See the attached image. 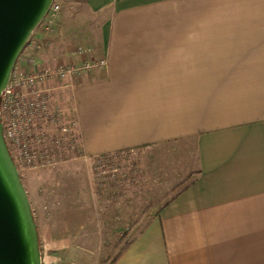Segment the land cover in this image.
<instances>
[{
	"label": "crops",
	"instance_id": "0c3cea01",
	"mask_svg": "<svg viewBox=\"0 0 264 264\" xmlns=\"http://www.w3.org/2000/svg\"><path fill=\"white\" fill-rule=\"evenodd\" d=\"M72 1L101 15L96 38L65 40L58 16L56 51L28 49L32 69L105 59L45 82L85 156L184 138L198 153L197 176L105 264H264V0ZM60 214L35 216L42 264L46 250L89 264L84 215Z\"/></svg>",
	"mask_w": 264,
	"mask_h": 264
},
{
	"label": "rangeland",
	"instance_id": "374dc122",
	"mask_svg": "<svg viewBox=\"0 0 264 264\" xmlns=\"http://www.w3.org/2000/svg\"><path fill=\"white\" fill-rule=\"evenodd\" d=\"M53 3L60 5L57 17L65 40H76L81 31L90 40L96 38L101 15L72 0ZM46 21L43 19L35 28L30 41L51 53L57 48L53 41L60 25L47 28ZM29 51L24 49L22 56ZM75 141L74 153L64 155L55 167L20 169V174L40 224L45 223L41 216H49L52 211L60 216L64 212L84 215L91 231L89 264H105L115 258L162 206L197 176L199 169L194 138L122 149L107 159L85 156L78 133ZM45 237L49 236L43 234L42 239ZM43 244L46 250V241ZM45 255L46 264L55 256L61 264L68 257L66 251L46 250Z\"/></svg>",
	"mask_w": 264,
	"mask_h": 264
},
{
	"label": "built area",
	"instance_id": "2783aa9c",
	"mask_svg": "<svg viewBox=\"0 0 264 264\" xmlns=\"http://www.w3.org/2000/svg\"><path fill=\"white\" fill-rule=\"evenodd\" d=\"M60 5L52 3L44 19L47 28L56 21ZM38 42L30 40L25 50H36ZM83 51V46L78 47ZM36 56L29 51L20 55L0 93L3 134L20 169L47 168L62 161L76 149L77 120L66 115L47 80L71 77L105 63L104 58L82 62H63L53 67L30 68Z\"/></svg>",
	"mask_w": 264,
	"mask_h": 264
},
{
	"label": "water",
	"instance_id": "95a60500",
	"mask_svg": "<svg viewBox=\"0 0 264 264\" xmlns=\"http://www.w3.org/2000/svg\"><path fill=\"white\" fill-rule=\"evenodd\" d=\"M54 0H0V93ZM0 264H42L37 221L0 114Z\"/></svg>",
	"mask_w": 264,
	"mask_h": 264
},
{
	"label": "trees",
	"instance_id": "16d2710c",
	"mask_svg": "<svg viewBox=\"0 0 264 264\" xmlns=\"http://www.w3.org/2000/svg\"><path fill=\"white\" fill-rule=\"evenodd\" d=\"M111 153L112 152H105V153H101V154H99V155H96L95 156V158L96 159H107V158H109L110 156H111Z\"/></svg>",
	"mask_w": 264,
	"mask_h": 264
}]
</instances>
